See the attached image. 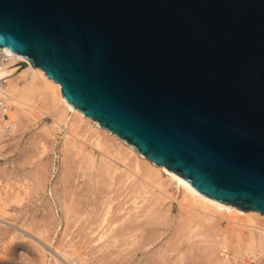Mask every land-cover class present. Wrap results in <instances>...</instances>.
<instances>
[{"label":"water","instance_id":"95a60500","mask_svg":"<svg viewBox=\"0 0 264 264\" xmlns=\"http://www.w3.org/2000/svg\"><path fill=\"white\" fill-rule=\"evenodd\" d=\"M0 47L196 190L264 213V0H0Z\"/></svg>","mask_w":264,"mask_h":264},{"label":"rangeland","instance_id":"374dc122","mask_svg":"<svg viewBox=\"0 0 264 264\" xmlns=\"http://www.w3.org/2000/svg\"><path fill=\"white\" fill-rule=\"evenodd\" d=\"M28 95L31 102L35 100L33 106L17 113L10 108L12 129L0 135V264H138L150 256L152 250L118 252L95 262L89 259L84 217L66 221L73 211L67 212L65 205L78 214L89 208V197L115 195L117 190L111 175L99 169L102 151L91 133L80 138L93 161L85 160L76 149L64 151L65 130L55 123L57 109L45 100L37 101L40 96L34 91ZM165 186L169 194L163 209L169 210L163 220L138 223L146 227L140 239L155 238L148 248L156 249L177 233L185 247L191 246L185 250L187 264H264V247L258 239L246 245L224 238V232L237 225L223 216L216 219L215 227L207 224L209 231L199 226L177 230L181 193L170 182L165 181ZM54 246L71 255L73 262Z\"/></svg>","mask_w":264,"mask_h":264},{"label":"bare ground","instance_id":"6f19581e","mask_svg":"<svg viewBox=\"0 0 264 264\" xmlns=\"http://www.w3.org/2000/svg\"><path fill=\"white\" fill-rule=\"evenodd\" d=\"M4 49L10 58L6 66L0 69V79L7 82L11 110L17 113L22 112L25 107L33 106L35 100L31 102L28 94L34 91L40 96L37 101L45 100L57 109L59 117L55 123L64 126L65 130L64 151L68 148L76 149L77 154H82L85 160L93 161V154L82 143L88 132L96 139V147L102 151L99 169L111 175L116 194L105 193L97 198L89 197V208L78 214L74 213L76 209L71 205H65L67 212L73 211V214L66 217V221L74 218L79 221V218L84 217L85 226L89 229L90 260L95 262L105 256L117 255L118 252L147 253L152 250V254L138 264L186 263L185 250L191 246L185 247L177 233L174 238L169 237L154 250L148 246L155 242V238L140 239L146 234V227L138 224L139 221L144 219L148 223L160 222L169 210L163 209L165 198L169 194L165 181L174 184L181 193V197L177 199L181 209L177 218V230L199 226L209 231L210 226L207 224L215 227L216 219L223 216L237 225L224 232L225 239L246 245L258 239L264 247V213L242 209L196 190L181 176L152 162L121 137L101 127L90 116L83 115L79 108L63 98L61 84L49 77L41 67L33 65L23 55L6 47ZM138 198L141 201L137 202ZM141 208L146 210L140 213ZM68 247H71L70 244ZM53 248L73 262L74 258L65 250H60L57 246Z\"/></svg>","mask_w":264,"mask_h":264},{"label":"built area","instance_id":"2783aa9c","mask_svg":"<svg viewBox=\"0 0 264 264\" xmlns=\"http://www.w3.org/2000/svg\"><path fill=\"white\" fill-rule=\"evenodd\" d=\"M5 48V47H4ZM0 47V69L4 68L10 58V55ZM10 106L8 104L7 82L5 79H0V134H8L11 131L9 119Z\"/></svg>","mask_w":264,"mask_h":264}]
</instances>
